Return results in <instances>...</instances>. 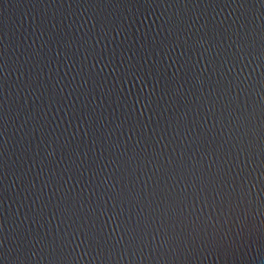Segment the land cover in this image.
I'll list each match as a JSON object with an SVG mask.
<instances>
[{"label":"water","instance_id":"1","mask_svg":"<svg viewBox=\"0 0 264 264\" xmlns=\"http://www.w3.org/2000/svg\"><path fill=\"white\" fill-rule=\"evenodd\" d=\"M0 264H264V0H0Z\"/></svg>","mask_w":264,"mask_h":264}]
</instances>
